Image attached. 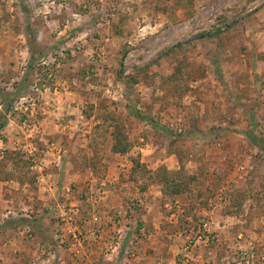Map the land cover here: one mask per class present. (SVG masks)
<instances>
[{"label": "rangeland", "instance_id": "1", "mask_svg": "<svg viewBox=\"0 0 264 264\" xmlns=\"http://www.w3.org/2000/svg\"><path fill=\"white\" fill-rule=\"evenodd\" d=\"M255 43L264 0H0V264H264Z\"/></svg>", "mask_w": 264, "mask_h": 264}, {"label": "crops", "instance_id": "2", "mask_svg": "<svg viewBox=\"0 0 264 264\" xmlns=\"http://www.w3.org/2000/svg\"><path fill=\"white\" fill-rule=\"evenodd\" d=\"M258 46V44L256 45V43L255 44H251V47H253V48H251V49H253V51H262V50H264V48H260V47H257ZM256 53H258V52H256ZM256 55H258V54H256ZM257 59L256 60H254V61H256V65L257 66H254V68H255V70H254V73H256L259 69H260V71L262 70V72L264 73V63H263V61H261V59H262V57H259V58H261V59H258V57H256Z\"/></svg>", "mask_w": 264, "mask_h": 264}, {"label": "trees", "instance_id": "3", "mask_svg": "<svg viewBox=\"0 0 264 264\" xmlns=\"http://www.w3.org/2000/svg\"><path fill=\"white\" fill-rule=\"evenodd\" d=\"M3 124H4V120H1L0 121V127L3 126ZM125 147L126 146L119 147V146L114 145L113 148H112V150H113V152H116V153H123V152L126 151L125 150Z\"/></svg>", "mask_w": 264, "mask_h": 264}]
</instances>
